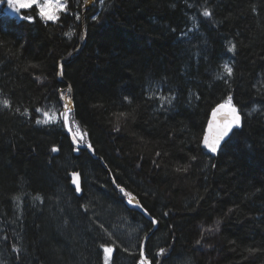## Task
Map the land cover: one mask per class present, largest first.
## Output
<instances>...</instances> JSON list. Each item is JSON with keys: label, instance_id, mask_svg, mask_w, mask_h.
<instances>
[{"label": "trees", "instance_id": "trees-1", "mask_svg": "<svg viewBox=\"0 0 264 264\" xmlns=\"http://www.w3.org/2000/svg\"><path fill=\"white\" fill-rule=\"evenodd\" d=\"M66 2L56 22L0 9V264H105L108 244V264H139L154 224L118 185L158 220L151 264H264V0ZM229 95L243 121L212 155L203 135ZM70 96L95 155L60 117ZM126 215L137 237H108Z\"/></svg>", "mask_w": 264, "mask_h": 264}, {"label": "snow or ice", "instance_id": "snow-or-ice-1", "mask_svg": "<svg viewBox=\"0 0 264 264\" xmlns=\"http://www.w3.org/2000/svg\"><path fill=\"white\" fill-rule=\"evenodd\" d=\"M87 3V0H85ZM102 3L103 0H100ZM8 7L11 8L16 13H21L22 11L27 10H38V15L40 18H42L45 21H53L56 22L60 19V13H64L68 11V5L66 0H8ZM203 16L210 17L211 12L207 9L204 10ZM23 20H27L29 22L33 21V16L30 15H23L20 17ZM79 19V17H76ZM93 19H97V17H93ZM66 35H71V33H67ZM235 45H232L228 51H234ZM224 73L227 76H232L233 74V68L225 63L223 65ZM223 76L218 75L217 79H223ZM127 99V97L125 98ZM3 105L7 107L9 105V102L7 100L2 101ZM64 111L60 113V117H62V121L64 126H68L69 131H72V128L70 126V110H71V104L67 103L64 105ZM19 111V109H17ZM37 111H40L37 109ZM45 117L48 116V113H44ZM127 113L121 112L119 113L117 119L119 117H125L127 116ZM51 119H56L55 114H53ZM44 123H48L49 120L46 119L43 121ZM37 123H41L40 120H37ZM241 126V115L238 111V109L233 105L232 102V96L229 95L225 102L218 104L211 113V119L208 121L207 131L203 135L202 144L203 146L208 149L211 153H217L222 146V143L226 144V138L229 137V134L233 131L234 128ZM116 130H119V124H117ZM87 135L86 133H81L79 127L77 126L76 132L73 134V140L79 139L81 142H83L84 136ZM88 148H91V144L87 145ZM52 151H58V149L53 148ZM157 156L160 155V153H156ZM193 160L196 159L195 156L192 157ZM179 171H187V167L180 168L178 167L176 169ZM72 183L75 185V191L80 192V183L78 180V174L73 172L72 174ZM119 187V185H118ZM120 191L123 192L126 196L129 197L128 203L132 204L135 200L134 197H132L131 193L125 192L123 188H120ZM39 199V197H37ZM139 206V205H137ZM146 211V210H145ZM152 223L155 224V219L152 220ZM219 221H217V224ZM199 243V241H197ZM104 251V260L105 264H108V257L113 252V248L110 246H104L101 245ZM165 253V249L161 248L159 249L157 255H163ZM141 259L139 261V264H150V261L145 257L143 249L140 252Z\"/></svg>", "mask_w": 264, "mask_h": 264}, {"label": "bare ground", "instance_id": "bare-ground-1", "mask_svg": "<svg viewBox=\"0 0 264 264\" xmlns=\"http://www.w3.org/2000/svg\"><path fill=\"white\" fill-rule=\"evenodd\" d=\"M100 0H87V3L85 2V13L84 14H86V12H87V10L88 9H90V8H92L94 5H96V3L97 2H99ZM85 24V23H84ZM86 35H87V32H86V30H85V27H84V41H86ZM59 79L60 80H64V72H63V78H60V75H59ZM71 91H72V88L69 86L68 87ZM69 89H68V91H69ZM68 98V97H67ZM69 98H71L72 100H73V97H69ZM64 102H65V99H64ZM74 102V101H73ZM71 114V113H70ZM211 116V115H210ZM243 117V116H242ZM210 119V118H209ZM70 125H71V121H70ZM67 128V127H66ZM71 128H72V125H71ZM72 131H73V133H75L74 132V130H73V128H72ZM71 138H72V136H71ZM72 140H73V138H72ZM77 140V142H78V144H76L75 142H74V140H73V143H74V145L79 149H81V148H85L84 146H86V145H88L89 143H82L79 139H76ZM92 146V145H91ZM93 147V146H92ZM56 148V147H55ZM94 148V147H93ZM56 149H58V148H56ZM91 151V150H90ZM55 153H58L59 152V149H58V151H54ZM92 152V151H91ZM94 155H95V150H94V152H92ZM75 173H77L78 174V176L81 178V180H82V176H81V173L79 172V171H74ZM73 173V172H72ZM71 173V174H72ZM111 176H112V174H111ZM71 178L73 179V177H72V175H71ZM112 181H113V183L114 184H116L117 182H116V180H115V178L112 176ZM73 184V183H72ZM74 185V184H73ZM74 187H75V185H74ZM117 188H118V190L120 191V188H123L126 192H128L127 191V189L126 188H124L123 186H120L119 185V187L117 186ZM80 189H81V192H78V194H82L83 193V189H82V182H81V184H80ZM120 193L125 197V202H126V204L130 207V205L128 204V201H127V196L123 193V192H121L120 191ZM140 200V199H139ZM135 208H136V206H134ZM134 207H130V208H134ZM147 210V209H146ZM148 211V210H147ZM141 212V211H140ZM142 213V212H141ZM143 214V213H142ZM144 215V214H143ZM145 216V215H144ZM148 218V217H147ZM155 218V217H154ZM149 219V218H148ZM152 221V220H151ZM157 224V226H158V223H156ZM154 226H155V224L153 225V228H154ZM153 228L150 230V231H148V233H146V235L144 236V238H143V240H142V244H141V250L143 249V251H144V254H145V257L150 261V264L152 263V261L146 256V250H145V246H146V242L148 241V238L153 234V232L155 231V230H153ZM112 244V243H111ZM108 246H109V244H108ZM111 246V245H110ZM144 246V247H143ZM113 248V247H112ZM114 252H115V248H113V252L109 255L110 257H113V255H114Z\"/></svg>", "mask_w": 264, "mask_h": 264}, {"label": "water", "instance_id": "water-1", "mask_svg": "<svg viewBox=\"0 0 264 264\" xmlns=\"http://www.w3.org/2000/svg\"><path fill=\"white\" fill-rule=\"evenodd\" d=\"M85 42V41H84ZM81 49V48H80ZM74 58V56H71L68 60H62L61 61V63H60V72H59V75H60V78H63V64L64 63H67V62H69V61H71L72 59ZM69 89V88H68ZM69 91H71L70 89H69ZM67 103H70L71 104V110H70V113L72 112V111H74V103H73V100L71 99V98H65V104H67ZM236 107V106H235ZM237 109H238V107H236ZM65 110V109H64ZM238 111H239V109H238ZM212 113V112H211ZM239 113H240V111H239ZM240 115H241V124H242V121H243V117H242V114L240 113ZM210 119H211V116H210ZM71 126V125H70ZM207 126H208V124H207ZM67 127V131H68V133L72 136V138H73V131H69V128H68V126H66ZM236 128H238V127H236ZM236 128H234L233 129V131L236 129ZM206 131H207V128H206ZM233 131L229 134V137L228 138H226V141L230 138V136H231V134L233 133ZM74 142L76 143V144H78V142H77V140H74ZM224 143H222V145H223ZM84 147H86V148H88L87 147V145L86 146H84ZM204 147V146H203ZM222 147V146H221ZM205 148V147H204ZM89 150H91L92 152H94V148L93 147H91V148H88ZM206 149V148H205ZM210 154H212V155H217L218 154V152L217 153H211L208 149H206ZM78 180H79V183L81 184V182H82V180H81V178L78 176ZM81 192V191H80ZM126 192V191H125ZM127 193H131V192H127ZM131 195H132V197H134L135 198V200L133 201V203L132 204H129L130 205V207H134V206H136V208L139 210V211H141L146 217H148L150 220H153V219H155V221H156V223H158V220L156 219V218H154L147 210H146V208L142 205V203L140 202V200L138 199V197L136 196V195H134L133 193H131ZM128 199H129V197L127 196V201H128ZM137 205H139V206H137ZM146 210V211H145ZM155 223V226H154V228H153V230H156L157 229V224ZM144 247V246H143Z\"/></svg>", "mask_w": 264, "mask_h": 264}, {"label": "rangeland", "instance_id": "rangeland-1", "mask_svg": "<svg viewBox=\"0 0 264 264\" xmlns=\"http://www.w3.org/2000/svg\"><path fill=\"white\" fill-rule=\"evenodd\" d=\"M2 7H3V10L5 12H7V14H9L10 16H14V17H17V18L21 19L20 17L24 15L23 14V11L21 13H16L11 8H9L8 7V0H0V9H2ZM206 128H207V126H206ZM205 132H206V130H205ZM134 221L135 220L134 219H131L128 215L123 216V220L120 219V218L117 219L116 220V222H117L116 225L117 226L114 225L113 229L112 228L110 229V232L107 233L108 234V237H112V236L115 237L116 235H115L114 231H118V228H120L121 231L129 232V238L132 241L133 238H136L137 237L136 233H132L131 232V229H130V225H134ZM118 225H122V227H119ZM140 228H142V227H140ZM114 237H112V238H114ZM115 239H116V237H115ZM112 242L113 243L115 242L114 239L112 240ZM110 247L115 248L113 245H111ZM109 258H111V257L109 256L108 259Z\"/></svg>", "mask_w": 264, "mask_h": 264}]
</instances>
